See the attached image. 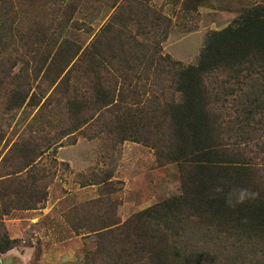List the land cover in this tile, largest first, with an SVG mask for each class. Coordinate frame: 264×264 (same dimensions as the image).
I'll use <instances>...</instances> for the list:
<instances>
[{
  "label": "trees",
  "instance_id": "16d2710c",
  "mask_svg": "<svg viewBox=\"0 0 264 264\" xmlns=\"http://www.w3.org/2000/svg\"><path fill=\"white\" fill-rule=\"evenodd\" d=\"M16 1L22 14L32 7L33 0ZM123 1L111 5L116 11V25L107 23L90 47L82 52L80 48L71 47L64 51L57 48L52 53L50 48L46 49L48 55L39 56L46 37L35 35L32 40L28 30L25 31L30 23L33 28H39L36 20L26 15L19 25L22 31L17 28L12 36L11 23L0 18V212L10 207L39 209L47 196L46 183L39 178L36 167L45 150L39 151L33 142L37 137L31 129L16 137L8 134L14 119L12 113L16 115L20 109H29L28 116L33 115L31 127L35 117H42L44 109L51 108L53 101L60 110L64 98V105L79 115L80 121L85 114L92 113L93 118L96 111L102 117L99 112L105 110L123 114L111 116L116 120L114 127L125 124V133L139 122L145 124L146 130L138 133L135 129L132 135L143 138L144 143L155 149L161 166L176 164L182 184L181 195L138 212L123 223L113 212L97 228L89 227L88 233L96 235V245L94 252L85 256L84 264H216L209 254H194V243L188 247L187 237L197 231L226 236L234 242L264 245V164L261 168L256 150H252L256 148L250 147L255 134H251L253 120L249 117L256 112L264 123V7L246 11L234 26L211 33L196 64L176 69L164 63L167 69L157 68L155 76H161L158 69L164 70L165 75L161 72L163 90L169 86L172 95L163 102L147 101L148 104L139 106V101L132 99L139 93L138 86L146 76L147 66L165 60L160 54L155 55L156 51L144 39L139 41L137 36L131 35L129 39L117 40L120 48L126 45V50L118 49L113 56L96 49L110 42V28L119 29L127 14L126 20L130 21L136 16L141 29L147 26V16H152L151 27L158 26L160 35L159 39L154 38L155 44L157 39L159 44L167 39L168 26H162L161 17L147 8L148 0H142L139 10L138 3L136 7L129 4L121 7ZM178 1L186 9L202 2ZM12 2L15 1L7 0L2 5ZM42 24L41 21L39 25ZM6 25H10V36L4 32ZM144 34L149 36L150 33L144 29ZM10 42L27 49L31 63L29 60L24 63L33 65L34 75L24 76L22 71L13 82L11 69L20 57ZM119 56L124 57L121 65L111 63V59ZM56 64L60 69L57 68L55 79L36 95L33 88H38L37 80L44 78ZM78 75L80 80L75 78ZM129 100L132 103L128 106ZM242 113L249 115L245 128L239 127L238 115ZM34 128L39 132L40 143L44 144L40 133L45 129L41 122ZM238 138L243 141L245 154L239 150L241 144L237 147ZM261 149L264 154V148ZM13 244L0 225V253L8 252Z\"/></svg>",
  "mask_w": 264,
  "mask_h": 264
},
{
  "label": "rangeland",
  "instance_id": "374dc122",
  "mask_svg": "<svg viewBox=\"0 0 264 264\" xmlns=\"http://www.w3.org/2000/svg\"><path fill=\"white\" fill-rule=\"evenodd\" d=\"M5 1L7 0H0V18L11 23L12 36L15 35V29L22 31L23 27L19 25L25 21L26 15L38 22L39 28H33L30 23L25 31L28 30L32 40L35 35L46 37L40 46L44 51L39 49V56H42V53L48 55L50 48L52 53L57 48L63 51L71 47L81 50L89 48L94 38L88 33L98 30L101 22L103 25L105 23L101 30L109 22L116 25L117 15L115 10L112 11L111 5L120 0H33L30 2L32 7L26 14L20 12L16 0L11 5L3 6ZM141 2L143 1L125 0L120 4L121 7L125 4L136 7L138 3L139 10ZM146 5L161 17L162 26H168L165 41L158 43V26L151 27L152 16H147L148 22L144 28L150 33L148 36L139 27L136 16H132L130 21L126 20L129 17L127 14L120 25L124 26L123 29L110 28V42L106 41L105 46L99 48L113 56L118 49L126 50V45L120 48L118 39H129V35L137 36L139 41L144 39L156 51L155 55L160 54L161 59L165 60L160 64L155 63V66H147L146 76L138 86L139 93L132 99L138 100L139 106L148 104L147 101L163 102L172 95L169 86L163 90L164 70L158 69L161 76H155L157 68L167 69L174 65L179 69L196 64L211 33L234 26L246 11L264 7V0H202L198 6L193 3L187 9L178 0H148ZM37 17L45 18L41 19L42 25H39L41 21ZM9 26H5L4 32L10 36ZM4 36L6 35L2 34ZM155 37L158 38L157 44ZM9 45L14 51L18 50L16 54L20 57L11 69L13 82H16L22 71L24 76L34 75L33 65L24 63L27 60L31 63L27 49L19 43L10 42ZM123 59V56H119L110 61L121 65ZM164 63L167 67H164ZM59 64L51 67L44 78L37 80L38 88H33L36 95L45 91L48 83L51 84L55 79L57 68L60 69ZM49 72L51 74L47 76ZM104 83L111 84V81ZM132 100L126 104L131 105ZM64 101L62 98L60 110L59 105L53 101L51 108L44 109L42 117H35L31 127L29 125L33 115L28 116L29 109H20L16 115L12 113L14 119L8 134L13 133L16 137L27 134L31 129L37 137L33 142H36L39 151L45 150L36 167L39 178L46 183L47 196L39 209L14 210L10 207L0 212L2 230L14 242L8 252L0 253V264H84L85 256L92 254L96 245V235L88 231L93 227L97 228L100 222H106L113 212L123 223L138 212L182 194L179 167L176 164L161 166L155 149L149 143H144L143 138L132 135L136 130L138 133L146 130L145 124L139 122L125 133V124L119 128L114 127L116 120L111 116L113 113L117 116L123 114L120 111L107 113L105 110L99 112L102 117L96 111L93 118L92 113L85 114L80 121L77 119L80 116L64 105ZM260 102L261 100L256 105L259 106ZM248 116L243 113L238 115L239 127L245 128L248 125ZM249 117L253 120L251 134L256 135L250 147L256 148L252 150H256L257 163L262 168L264 123L260 122L261 115L256 112ZM226 119H229L228 115ZM40 122L47 130L40 133L44 144L40 143L37 136L39 132L34 128ZM241 142L243 141L238 138L237 147ZM244 147L242 144L239 146L242 154L246 152ZM186 242L190 248L192 243L195 244L194 254H209L216 264H224L226 261L230 264H264V245L261 243L247 244L241 240L234 242L226 236L208 231L192 233Z\"/></svg>",
  "mask_w": 264,
  "mask_h": 264
},
{
  "label": "crops",
  "instance_id": "0c3cea01",
  "mask_svg": "<svg viewBox=\"0 0 264 264\" xmlns=\"http://www.w3.org/2000/svg\"><path fill=\"white\" fill-rule=\"evenodd\" d=\"M113 10H114V9H112V11H113ZM96 20H97V19H96ZM96 20H95V21H96ZM96 22H98V20H97ZM98 23H99V22H98ZM104 25H105V23H104ZM104 25H103V23L101 22V24L98 25V27H99L98 30L96 29L95 32L93 31L92 34H91V33H88V34H90L91 37L94 38L97 34H99V33H101V32L103 31V30H101V28H102V26H104ZM91 27L93 28V25H92ZM123 27H124V26L120 27V29H123ZM83 31H85V30H83ZM82 33H83V32H82ZM86 33H87V32H86ZM88 34H86V35H88ZM85 49H86V48H83V50H81V52L84 51ZM96 50H99V49L97 48ZM95 54H96V55H99L100 53H95ZM83 67H84V69H85V65H84ZM98 69L100 70L101 73L105 74V73L103 72V70L101 71V69H100L99 67H98ZM78 76H79V75H78ZM78 76L75 77L77 80H79V79H78ZM75 78H74V80H75ZM38 95H39V94H38ZM44 100H45V97L42 99V102H41V103H43Z\"/></svg>",
  "mask_w": 264,
  "mask_h": 264
},
{
  "label": "clouds",
  "instance_id": "9594fccd",
  "mask_svg": "<svg viewBox=\"0 0 264 264\" xmlns=\"http://www.w3.org/2000/svg\"><path fill=\"white\" fill-rule=\"evenodd\" d=\"M243 199H244V195L242 194L241 195V202H243Z\"/></svg>",
  "mask_w": 264,
  "mask_h": 264
}]
</instances>
